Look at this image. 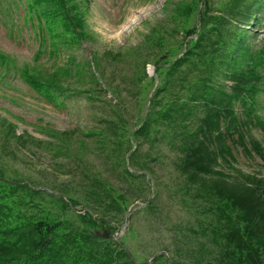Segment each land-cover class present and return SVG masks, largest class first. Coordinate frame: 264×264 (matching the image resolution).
<instances>
[{"label": "trees", "instance_id": "16d2710c", "mask_svg": "<svg viewBox=\"0 0 264 264\" xmlns=\"http://www.w3.org/2000/svg\"><path fill=\"white\" fill-rule=\"evenodd\" d=\"M170 1L173 0L166 3L167 18L176 25L183 19L187 26V20L195 12V22L181 27L185 32L180 42L181 52L169 60H164L159 53L167 42L166 35L156 28H151L146 35L145 41L158 48L150 59L155 65V76L151 79L153 83L158 79V84L150 92L137 127L131 131L124 103L118 99L111 105L114 113L100 118L102 127L89 130L85 135L97 137L98 148L107 158H118L122 147L127 155L135 142L134 152L120 158L124 179L133 180L146 176L139 172L146 168L143 160L137 158L139 139L165 142L177 152L175 163L184 177L183 194L190 193L194 201L207 202L203 208L209 211L207 218L216 227L208 236L215 246V254L195 264H264V177L235 168L233 145L228 143L232 136V141L242 146L246 155L253 152L264 155V145L249 133L251 124L264 129V121L254 114L252 104L264 82L261 71L264 49L256 51L249 40L252 34L249 26H257L263 20L260 13L264 0H223L218 4L213 0H180L172 2L174 5ZM85 4L88 0H27L22 7L23 17L26 20L33 14L39 25L43 20L49 30V53L54 58L61 53L60 45L69 49L91 37L85 22ZM39 47L36 58L41 54ZM95 55L92 60L78 61L69 53L61 64L54 58L55 66L48 71L30 70L28 66L22 71L29 86L56 106L76 99L95 100L96 93L108 90L99 81ZM5 58L0 52L1 63L6 62ZM150 61L142 63L144 73ZM142 89L141 85L135 91L137 102L141 100ZM120 92L119 88H114L117 96ZM236 102L244 106L246 119L238 115ZM48 130L55 138L69 134L67 130ZM24 134L18 135L15 124L0 117L1 142L26 145L27 138L37 140ZM221 161L226 162L235 175L217 169ZM90 178L99 187L96 198L101 197L100 204L105 203V210L127 211L128 205L123 207L120 203L119 207L118 198L111 195L113 188L101 182L102 173ZM43 192L62 202L63 209L78 204L69 196L64 200L55 192L47 193L45 189L8 177L0 169V264H172L160 251L155 252L149 262L151 257H139L124 238L111 237L119 225L102 213L97 217L90 211L80 213L78 223L53 212L20 211L29 206L28 200ZM120 198L125 200L123 196ZM147 203L149 209L153 199ZM133 215L128 216L129 220ZM104 225L110 236H96L92 229ZM171 259L174 264H182Z\"/></svg>", "mask_w": 264, "mask_h": 264}, {"label": "rangeland", "instance_id": "374dc122", "mask_svg": "<svg viewBox=\"0 0 264 264\" xmlns=\"http://www.w3.org/2000/svg\"><path fill=\"white\" fill-rule=\"evenodd\" d=\"M167 1L88 0L85 4L87 8L83 9H86L85 22L91 37L69 49L60 45L61 53L54 58L61 64L69 53L74 54L78 61L91 59L96 54L99 81L108 90L96 93L95 100L76 99L56 106L29 86L22 71L25 66L30 70L39 68L40 71H48L55 66L49 53V30L43 20L39 25L33 14L24 19L22 7L27 0H0V52L6 56V62H0V117L14 123L18 135L25 133L26 137L29 135L37 139L33 142L27 138L26 145L15 141L6 145L0 141V169L5 171L6 176L30 183L31 187L45 189L47 193L55 192L64 200L65 196H69L78 201L74 208L63 209L62 202L43 192L28 200L29 206L21 212H53L78 223L80 213L84 215L90 211L96 217L102 213L109 221L119 225L111 237L124 238L139 257H151L155 252L167 250L170 258L182 264H195L197 260L205 262L215 254V246L208 236L216 227L207 218L209 211L203 208L207 202L201 199L194 201L190 193L188 196L183 194L181 182L184 177L175 163L177 152L165 142L154 140L151 143L140 138L137 158L143 160L146 168L139 172H144L146 176L144 179H124L120 158L126 150L122 147L118 158H107L98 148L97 137L85 135L89 130L102 127L100 118L114 113L111 105L118 99L124 103L131 131L137 127L150 92L158 84V79L152 82L155 65L150 61L158 48L145 41L146 35L151 28L166 35L168 43H164V49L159 52L164 60L172 59L181 52L180 42L185 36L181 27H185L186 22L181 19L182 22L176 25L175 21L167 18ZM174 1L180 2L173 0L170 4L174 5ZM221 1L213 0L216 4ZM194 13L187 20L186 27L195 22ZM260 14L262 22L249 26L252 33L249 40L256 51L264 49V9ZM38 47L41 54L36 58ZM144 60L150 61L145 65L147 74L141 67ZM261 71L264 73V69ZM141 85V100L137 102L135 91ZM114 88L121 90L120 96L114 93ZM259 91L252 104L254 114L264 121V82ZM235 104L238 115L246 119L244 106L240 102ZM48 128L67 130L68 137L50 136ZM249 129V133L264 145V129L255 124H251ZM232 139L229 136L228 143H232L236 158L232 165L249 175L255 173L263 178L264 155L254 152L246 155L243 147L236 145ZM135 146L133 142V149L127 155L134 152ZM217 169L235 175L226 162L221 161ZM129 170L134 171L131 167ZM101 173V182L113 188L111 195L118 198L119 207L120 203L123 207L128 205L125 213L116 209L105 210V203L100 204L101 197L96 198L99 187L94 185L95 180L90 176H100ZM150 199H153V205L147 209ZM131 213L135 216L129 220ZM210 217L214 219L213 215ZM104 230L110 236L105 225L92 229L93 232H100L99 235L104 234Z\"/></svg>", "mask_w": 264, "mask_h": 264}, {"label": "water", "instance_id": "95a60500", "mask_svg": "<svg viewBox=\"0 0 264 264\" xmlns=\"http://www.w3.org/2000/svg\"><path fill=\"white\" fill-rule=\"evenodd\" d=\"M127 219H128V218H127ZM127 219H125V222H127ZM105 232H106V231L104 230V234H100V235H101V236H104V237H108V234H106ZM99 233H100V232H98V231H97V232H96V231L94 232V234H95L96 236H100ZM113 237H114V236H113ZM114 238H115V237H114ZM115 239H116V238H115ZM160 252H161V251H160ZM161 253L164 254V255L167 257V259L170 261V263L174 264V263H173V260L168 256V254H167L166 251L161 252ZM131 255H132V253H131ZM154 256H155V255H154ZM152 257H153V256H152ZM152 257L148 260L149 262L151 261Z\"/></svg>", "mask_w": 264, "mask_h": 264}]
</instances>
